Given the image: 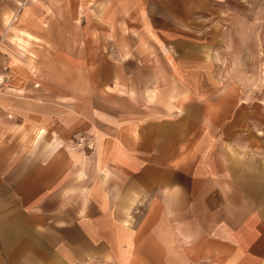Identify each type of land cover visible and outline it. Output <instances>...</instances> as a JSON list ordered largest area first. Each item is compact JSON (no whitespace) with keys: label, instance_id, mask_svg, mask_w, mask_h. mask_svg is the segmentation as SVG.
Returning a JSON list of instances; mask_svg holds the SVG:
<instances>
[{"label":"rangeland","instance_id":"1","mask_svg":"<svg viewBox=\"0 0 264 264\" xmlns=\"http://www.w3.org/2000/svg\"><path fill=\"white\" fill-rule=\"evenodd\" d=\"M0 79V116L24 121L26 146L102 179L66 190L84 203L105 201L139 124L192 116L195 133L264 161V0H0ZM182 244L161 264H210Z\"/></svg>","mask_w":264,"mask_h":264},{"label":"crops","instance_id":"2","mask_svg":"<svg viewBox=\"0 0 264 264\" xmlns=\"http://www.w3.org/2000/svg\"><path fill=\"white\" fill-rule=\"evenodd\" d=\"M191 117L139 124L140 137L132 128L130 159L109 163V195L84 203L66 190L99 175L77 181L62 149L26 146L24 121L0 116V264H161L179 242L210 264H264V161L195 133Z\"/></svg>","mask_w":264,"mask_h":264},{"label":"built area","instance_id":"3","mask_svg":"<svg viewBox=\"0 0 264 264\" xmlns=\"http://www.w3.org/2000/svg\"><path fill=\"white\" fill-rule=\"evenodd\" d=\"M4 84V79H0V85Z\"/></svg>","mask_w":264,"mask_h":264},{"label":"bare ground","instance_id":"4","mask_svg":"<svg viewBox=\"0 0 264 264\" xmlns=\"http://www.w3.org/2000/svg\"><path fill=\"white\" fill-rule=\"evenodd\" d=\"M41 131L39 130V133H40ZM40 135V134H39Z\"/></svg>","mask_w":264,"mask_h":264}]
</instances>
